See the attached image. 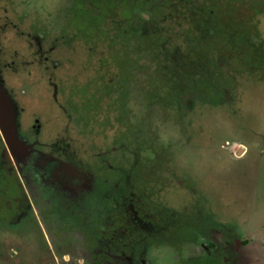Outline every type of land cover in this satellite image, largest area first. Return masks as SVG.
Instances as JSON below:
<instances>
[{
    "label": "rangeland",
    "instance_id": "obj_1",
    "mask_svg": "<svg viewBox=\"0 0 264 264\" xmlns=\"http://www.w3.org/2000/svg\"><path fill=\"white\" fill-rule=\"evenodd\" d=\"M75 1L0 0V264H264V0Z\"/></svg>",
    "mask_w": 264,
    "mask_h": 264
},
{
    "label": "trees",
    "instance_id": "obj_2",
    "mask_svg": "<svg viewBox=\"0 0 264 264\" xmlns=\"http://www.w3.org/2000/svg\"><path fill=\"white\" fill-rule=\"evenodd\" d=\"M119 0H76L74 21L77 27L83 23L96 27L95 20L105 14L108 8L116 5ZM135 1V0H134Z\"/></svg>",
    "mask_w": 264,
    "mask_h": 264
},
{
    "label": "flooded vegetation",
    "instance_id": "obj_3",
    "mask_svg": "<svg viewBox=\"0 0 264 264\" xmlns=\"http://www.w3.org/2000/svg\"><path fill=\"white\" fill-rule=\"evenodd\" d=\"M8 165L10 170H13L12 164L9 161L8 164V152L2 144L0 138V169L8 172ZM214 245V244H213ZM215 246V245H214ZM183 264H230V261L225 257L218 255L210 247L206 248L203 256L185 261Z\"/></svg>",
    "mask_w": 264,
    "mask_h": 264
}]
</instances>
